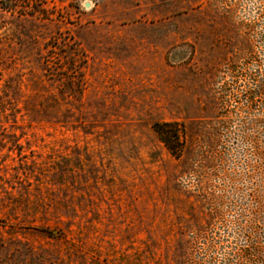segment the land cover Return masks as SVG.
<instances>
[{
    "label": "rangeland",
    "instance_id": "obj_1",
    "mask_svg": "<svg viewBox=\"0 0 264 264\" xmlns=\"http://www.w3.org/2000/svg\"><path fill=\"white\" fill-rule=\"evenodd\" d=\"M0 264H264V0H0Z\"/></svg>",
    "mask_w": 264,
    "mask_h": 264
},
{
    "label": "trees",
    "instance_id": "obj_2",
    "mask_svg": "<svg viewBox=\"0 0 264 264\" xmlns=\"http://www.w3.org/2000/svg\"><path fill=\"white\" fill-rule=\"evenodd\" d=\"M175 127V125L172 124H154L153 125V131L158 135L160 141L164 144V146L166 147V149L169 151V153L175 157L178 158L179 154L175 153V149L170 145V142L168 140V138L166 137V135H164V130L166 129H173ZM172 135L171 137L174 139H178V134L175 131H172Z\"/></svg>",
    "mask_w": 264,
    "mask_h": 264
}]
</instances>
